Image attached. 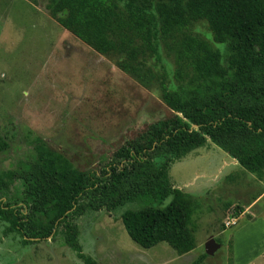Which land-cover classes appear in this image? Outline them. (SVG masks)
Returning a JSON list of instances; mask_svg holds the SVG:
<instances>
[{"label": "trees", "instance_id": "16d2710c", "mask_svg": "<svg viewBox=\"0 0 264 264\" xmlns=\"http://www.w3.org/2000/svg\"><path fill=\"white\" fill-rule=\"evenodd\" d=\"M48 10L97 53L119 57L126 73L138 75L150 57L161 62L164 49L175 57L179 81L182 70L191 75L185 87H164L163 101L174 116L128 140L99 169H76L34 138L33 156L0 178L5 233L18 234L27 246L56 236L64 225V245L94 264L82 252L78 218L88 210L116 213L129 204L172 198L163 207L125 210L122 222L144 249L167 243L178 254L191 253L194 208L171 182L170 166L211 142L243 170L264 178V0H49ZM202 21L222 47L188 33ZM8 148L0 137V153ZM16 183L20 200H12Z\"/></svg>", "mask_w": 264, "mask_h": 264}, {"label": "rangeland", "instance_id": "374dc122", "mask_svg": "<svg viewBox=\"0 0 264 264\" xmlns=\"http://www.w3.org/2000/svg\"><path fill=\"white\" fill-rule=\"evenodd\" d=\"M48 6L49 0H0V137L9 144L0 153V178L33 156L36 137L76 169L103 167L128 140L174 116L163 101L164 87H185L191 75L182 70L179 81L175 57L164 49L161 62L150 57L141 73H126L119 57L94 51L54 20ZM188 33L222 47L204 21ZM169 176L194 208V251L178 254L167 243L144 249L124 227L125 210L163 207L168 198L116 213L88 210L76 220L85 257L94 264H192L214 238L221 248L202 264H264V178L211 142L173 163ZM21 191L16 183L12 200L22 199ZM7 227L0 220V264H85L64 245V225L56 236L27 246L18 234L7 235Z\"/></svg>", "mask_w": 264, "mask_h": 264}, {"label": "water", "instance_id": "95a60500", "mask_svg": "<svg viewBox=\"0 0 264 264\" xmlns=\"http://www.w3.org/2000/svg\"><path fill=\"white\" fill-rule=\"evenodd\" d=\"M220 248L221 246L215 241V239L211 238L205 245V254L207 256H214Z\"/></svg>", "mask_w": 264, "mask_h": 264}, {"label": "built area", "instance_id": "2783aa9c", "mask_svg": "<svg viewBox=\"0 0 264 264\" xmlns=\"http://www.w3.org/2000/svg\"><path fill=\"white\" fill-rule=\"evenodd\" d=\"M235 224H236V221L234 220V221L228 222L226 225L230 227V226H233Z\"/></svg>", "mask_w": 264, "mask_h": 264}, {"label": "crops", "instance_id": "0c3cea01", "mask_svg": "<svg viewBox=\"0 0 264 264\" xmlns=\"http://www.w3.org/2000/svg\"><path fill=\"white\" fill-rule=\"evenodd\" d=\"M226 156L229 157V155H227V154H226ZM230 159H231V157H230ZM232 160H234V159H232ZM235 162L237 163V161H235ZM237 164H238V163H237ZM238 165H239V164H238ZM261 196H262V195H261ZM261 196H259V197L257 198V200H259V199L261 198ZM258 202H259V201H258ZM258 202H257V203H258ZM246 210L248 211V209H246ZM247 211H246V212H247Z\"/></svg>", "mask_w": 264, "mask_h": 264}]
</instances>
